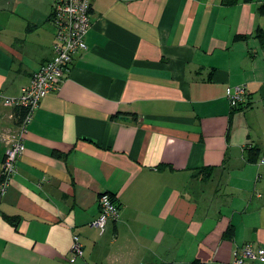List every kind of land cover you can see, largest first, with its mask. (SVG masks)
<instances>
[{"label":"crops","instance_id":"0c3cea01","mask_svg":"<svg viewBox=\"0 0 264 264\" xmlns=\"http://www.w3.org/2000/svg\"><path fill=\"white\" fill-rule=\"evenodd\" d=\"M53 1L0 0V180L18 127L4 99L53 57ZM263 1L93 0L87 47L40 100L0 197V264H232L264 248V167L246 149H264ZM103 192L119 216L100 233Z\"/></svg>","mask_w":264,"mask_h":264},{"label":"built area","instance_id":"2783aa9c","mask_svg":"<svg viewBox=\"0 0 264 264\" xmlns=\"http://www.w3.org/2000/svg\"><path fill=\"white\" fill-rule=\"evenodd\" d=\"M93 0H54L51 20L55 26L53 41V57L40 65L31 76L30 82L22 86L17 96L5 97L4 102L14 107L25 108V115L14 132L5 138V156L1 164L0 195H2L10 179L17 170L16 162L25 149L24 134L26 126L33 117L40 100L48 93L59 88L76 52L86 49L85 36L91 27ZM226 96L232 106L245 101V85H235L226 88ZM264 167V154L256 161ZM100 212L92 221L100 233L106 229L111 219L119 216V205L111 193L99 195ZM70 260L73 262L83 254V243L80 236L74 233L70 249ZM264 261V248L250 242L244 243L234 250L232 264H254Z\"/></svg>","mask_w":264,"mask_h":264},{"label":"trees","instance_id":"16d2710c","mask_svg":"<svg viewBox=\"0 0 264 264\" xmlns=\"http://www.w3.org/2000/svg\"><path fill=\"white\" fill-rule=\"evenodd\" d=\"M239 0H223L224 3L226 4H233L238 2ZM244 1H250V0H244ZM259 12L264 15V1L259 5L258 7ZM51 18V15H50ZM35 26V25H33ZM256 35L259 36L261 39L264 38V32L263 30L259 27V29L256 31ZM247 35H243L242 37H246ZM244 104V101L237 103L234 107H242ZM15 114L17 117V125L22 121L24 115H25V108L23 107H15ZM127 114H132L134 115L135 113L132 112H124V111H116L115 113H113L111 116L113 119H118L121 118L122 116H125ZM247 154H248V158L249 160L252 161H257L258 158L264 154V149H262L261 147H258L256 145H251L248 146L247 148ZM1 197V195H0ZM8 220L14 222L15 224L17 223V218L16 217H10V216H6ZM233 234V227L229 226L228 229L225 232V236H231ZM189 264H206L204 262H202L199 259H194L192 260Z\"/></svg>","mask_w":264,"mask_h":264},{"label":"rangeland","instance_id":"374dc122","mask_svg":"<svg viewBox=\"0 0 264 264\" xmlns=\"http://www.w3.org/2000/svg\"><path fill=\"white\" fill-rule=\"evenodd\" d=\"M53 26H54V24H53ZM54 28H55V26H54ZM73 238V237H72ZM79 257V256H78Z\"/></svg>","mask_w":264,"mask_h":264},{"label":"bare ground","instance_id":"6f19581e","mask_svg":"<svg viewBox=\"0 0 264 264\" xmlns=\"http://www.w3.org/2000/svg\"><path fill=\"white\" fill-rule=\"evenodd\" d=\"M99 207H100V205H99Z\"/></svg>","mask_w":264,"mask_h":264}]
</instances>
